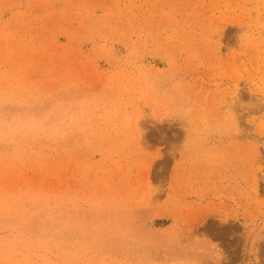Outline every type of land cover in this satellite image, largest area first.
Listing matches in <instances>:
<instances>
[{
    "label": "rangeland",
    "instance_id": "rangeland-1",
    "mask_svg": "<svg viewBox=\"0 0 264 264\" xmlns=\"http://www.w3.org/2000/svg\"><path fill=\"white\" fill-rule=\"evenodd\" d=\"M0 264H264V0H0Z\"/></svg>",
    "mask_w": 264,
    "mask_h": 264
},
{
    "label": "bare ground",
    "instance_id": "bare-ground-1",
    "mask_svg": "<svg viewBox=\"0 0 264 264\" xmlns=\"http://www.w3.org/2000/svg\"><path fill=\"white\" fill-rule=\"evenodd\" d=\"M227 112L233 114L231 109H227ZM140 114H141V115L139 116L138 120L135 122V127H136V128H139V127H140V123H141V122H139V119H140V117L142 116V113H140ZM216 249H217V248H216ZM217 250H218V249H217Z\"/></svg>",
    "mask_w": 264,
    "mask_h": 264
}]
</instances>
